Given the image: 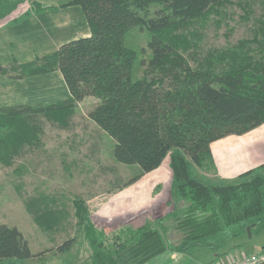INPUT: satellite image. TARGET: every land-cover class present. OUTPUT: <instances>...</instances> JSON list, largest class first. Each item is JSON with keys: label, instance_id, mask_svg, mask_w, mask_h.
Masks as SVG:
<instances>
[{"label": "trees", "instance_id": "trees-1", "mask_svg": "<svg viewBox=\"0 0 264 264\" xmlns=\"http://www.w3.org/2000/svg\"><path fill=\"white\" fill-rule=\"evenodd\" d=\"M223 1L227 0H63L50 5L47 0H33L19 14L79 6L90 35L65 42L54 53L30 63L11 67L0 63V77L59 70L70 94L69 99L46 107L0 108V159L9 160L24 144L39 141L43 127L17 117L53 116L87 96L97 99L87 116L113 138L117 162L134 164L140 174H146L169 158L171 200L176 206L158 219V226L127 225L107 240L88 220L84 199H72L74 215L85 223L91 250L87 264H145L169 248L177 253L195 247L215 250L227 235L236 237L264 219V164L240 174L237 182L207 184L191 175L187 161L202 166L211 143L264 123V58L251 57L248 51L238 55L233 49H215L193 67L180 52L189 48V41L179 37L180 43L173 34L178 23L198 18ZM20 2L0 0V20L18 9ZM151 6L158 7L153 14ZM135 26L150 34L151 56L142 76L132 80L136 55L125 46L124 35ZM259 33L264 35V20L258 24L255 34ZM47 199L39 198V210L33 216L41 228L50 230L62 212ZM166 223L176 234L174 241L168 239ZM226 230H230L227 235ZM74 241L67 238L56 250L66 252ZM33 256L22 232L0 223V262Z\"/></svg>", "mask_w": 264, "mask_h": 264}, {"label": "rangeland", "instance_id": "rangeland-1", "mask_svg": "<svg viewBox=\"0 0 264 264\" xmlns=\"http://www.w3.org/2000/svg\"><path fill=\"white\" fill-rule=\"evenodd\" d=\"M32 1L21 0L18 9L0 22L19 16L31 7ZM157 8L151 6L150 14ZM263 20L264 0H227L212 6L198 18L178 23L173 27V34L178 42L182 37L189 41V48L180 52L193 67L215 49H233L238 55L248 51L247 55L261 59L264 58V35L255 33ZM149 36L148 31L139 26L130 28L124 35L125 46L136 55L132 80L139 79L147 69L151 56L147 46ZM92 100L97 102L92 96L85 97L74 106L75 114L68 113L62 119L35 113L17 117L41 125L43 132L38 134L39 141L24 144L9 160L4 161V156L3 161L0 159V223L16 226L34 256L0 264H87L91 250L85 236V223H79L74 215L72 199L75 197L84 199L88 220L102 230L107 240L119 231L121 224L137 226L148 222L158 226L161 217L154 218L176 206L171 200L168 156L154 174L145 177L138 166L117 162L113 156V138L86 122L85 112L93 107ZM69 110L72 108L55 114L63 115ZM187 161L191 175L207 184L237 182L240 174L264 164V123L243 134L227 135L211 143L210 155L202 166L193 165L188 158ZM133 178L134 183L143 179L150 184L159 183L152 194H140L138 200L134 199V190L138 188L133 182L126 184ZM164 197L168 200V205L163 203L164 209H151ZM39 198H49L52 208L62 212L53 229L41 228L33 216L39 210L36 204ZM166 225L168 239L174 241L176 234L170 224ZM247 227L236 237L227 235L230 230H226L224 233L229 237L215 250L195 247L166 262L169 255L177 253L169 248L145 264H154L152 261L158 258L165 261L163 264H212L215 253L222 257L233 245H239L245 254L255 253L264 247V219L249 230ZM67 238L75 239L73 245L66 252H58L56 247Z\"/></svg>", "mask_w": 264, "mask_h": 264}, {"label": "crops", "instance_id": "crops-1", "mask_svg": "<svg viewBox=\"0 0 264 264\" xmlns=\"http://www.w3.org/2000/svg\"><path fill=\"white\" fill-rule=\"evenodd\" d=\"M62 1L63 0H47V3L50 5H58ZM89 35L90 28L85 14L79 6L72 5L59 8H46L41 12L22 14L15 20L9 19L8 21L0 22V63L4 67H11L13 64L30 63L54 53L59 46L65 42L80 37H87ZM69 97V91L59 70H52L48 73L25 76L22 78H11L7 75L0 77V108L20 106L36 107L37 105L46 107L63 102L69 99ZM81 102L82 101L78 102L75 106ZM91 104L94 106L96 101L92 100ZM88 112L89 110L85 112L87 124L101 130L87 116ZM55 113L52 114V118L59 117L62 119L66 118L68 113L70 115L75 114V111L73 107L72 110L67 111L63 115H56ZM42 132L39 134L41 135ZM40 135H38V138H40ZM157 169L158 168L144 174L143 177L154 174ZM158 183L159 181L150 184L149 181L144 179L138 180L137 182L135 181V183L133 182L135 188H138L134 190V199L138 198L139 200L141 198L139 197L140 194H152ZM159 185L161 187L162 183ZM166 199L167 198L164 197L161 202L157 201L151 209H164L166 206L163 203L166 202V205H168V200ZM163 212L158 214L154 219L156 220L167 213L165 211ZM142 224L140 223L134 226L132 223H129L128 225L139 227ZM122 225L123 224L118 226V229L124 227ZM181 254L182 253H173L169 255L166 262H169V258L172 257L176 259L178 256H181ZM219 255L220 254L215 253V259L211 261L212 264H224L226 261L225 255L238 258L245 255V253H243L239 245H233V247L228 248L223 253L222 257ZM161 260L162 259L158 258L152 262H155L154 264L165 263V261L162 262Z\"/></svg>", "mask_w": 264, "mask_h": 264}, {"label": "built area", "instance_id": "built-area-1", "mask_svg": "<svg viewBox=\"0 0 264 264\" xmlns=\"http://www.w3.org/2000/svg\"><path fill=\"white\" fill-rule=\"evenodd\" d=\"M226 261L224 264H264V250H259L255 253L245 254L242 257H232L225 255Z\"/></svg>", "mask_w": 264, "mask_h": 264}, {"label": "water", "instance_id": "water-1", "mask_svg": "<svg viewBox=\"0 0 264 264\" xmlns=\"http://www.w3.org/2000/svg\"><path fill=\"white\" fill-rule=\"evenodd\" d=\"M247 230H249V227H247Z\"/></svg>", "mask_w": 264, "mask_h": 264}]
</instances>
